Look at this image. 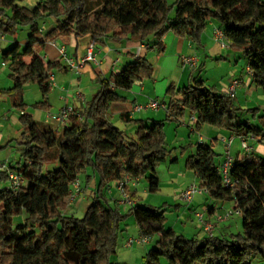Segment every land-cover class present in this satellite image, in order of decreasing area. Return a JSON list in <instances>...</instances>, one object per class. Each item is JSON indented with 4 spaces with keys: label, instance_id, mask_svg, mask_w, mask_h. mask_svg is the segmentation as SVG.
Segmentation results:
<instances>
[{
    "label": "trees",
    "instance_id": "obj_1",
    "mask_svg": "<svg viewBox=\"0 0 264 264\" xmlns=\"http://www.w3.org/2000/svg\"><path fill=\"white\" fill-rule=\"evenodd\" d=\"M21 1L0 0V35L15 36L21 26L29 27L23 45L15 41L0 54L12 80L5 92L20 111L19 160L8 168L23 178L13 190L2 187L9 181L7 173L0 172V264H125L110 258L116 251L120 222L129 215L140 236L148 241L156 236L140 264H158L160 258L168 264H252L256 256L264 260V155L249 151L233 158L229 174L237 182L226 186L216 161V139L187 145L194 150L186 156L185 168L193 172L199 187L212 200L233 202V209L241 214L242 231L228 238H187L177 233L165 225L164 206L140 205L127 186L133 204L120 213L105 192L128 175L143 179L147 190L156 193L160 184L156 170L171 152L164 122H178L186 114L195 115L197 132L207 124L244 139L252 135L264 146V105L251 109L253 121L263 109L260 123L252 122L236 97L207 85L191 71L186 85L166 89L165 120H126L136 126L128 136L110 121L109 104L123 100L121 92L131 90L136 82L152 79L153 66L146 56H136L107 77L97 75L98 90L60 130L24 112L23 103V87L36 83L43 99L35 106L49 110L48 78L61 65L43 66L37 53L58 37L89 35L93 45L105 38L120 42L133 36L142 41L151 38L162 54L167 33L202 47L211 19L217 20L228 47L246 57L264 100V0H174L171 5L168 0H39L32 7ZM46 17L55 18V24L44 31L39 21ZM88 169L98 177L91 201L82 217L66 214L73 184ZM23 213L24 222L14 224L13 218Z\"/></svg>",
    "mask_w": 264,
    "mask_h": 264
},
{
    "label": "crops",
    "instance_id": "obj_2",
    "mask_svg": "<svg viewBox=\"0 0 264 264\" xmlns=\"http://www.w3.org/2000/svg\"><path fill=\"white\" fill-rule=\"evenodd\" d=\"M47 20L48 25L45 24V26L41 27V29L44 31L53 27L55 24L54 18H49ZM214 27H217V25L212 26V28H209L207 25L202 35L203 46L201 48L205 53L206 51L211 53L212 50H217L216 44L212 42V31ZM164 42L166 47H169L168 51L165 50L164 53L158 54L151 38H149V40L147 41H142L139 37L133 36L130 39L122 42L110 38H105L101 43L94 44V54L97 63L87 62L81 69V72L76 75H74L65 67L64 62L59 56L58 48L60 46H63L68 56L78 60L85 56L87 45L90 43V36H61L56 38L52 42L45 43L44 47L37 53V56L42 61L41 63L43 64V66H45L49 62L59 63L61 65L59 69L53 70L55 86L52 87L51 92H49L48 102L50 101L52 103V108L56 109V111L66 104H69L77 112H81L90 95L94 94L99 88V85L95 80L97 75H100L102 78L107 77L110 73L120 70L128 62L133 61L136 56H146L153 66L152 79L136 82L131 90L121 92V94L124 96V99L121 101L110 102L108 117L114 125H122V122H126V120L131 119H142L147 123H149L150 120H165L166 111L163 108L158 110L146 109L140 112H136L133 111L134 106L136 104H144L149 99H157L161 102H167L165 91L168 86L173 85L174 87L179 88L186 85L190 77V71L188 72L187 69L189 68L190 70L199 66L197 63L193 67H188V65L182 63L181 56L195 55L197 57H200V55L199 50L195 47L194 43L190 39L179 38L174 36L172 33H167L164 37ZM24 43L25 40H23L19 44L23 45ZM208 43L209 46L206 50V46ZM1 50L2 49L0 42V54ZM219 50H221L220 47ZM231 50L234 51V54L229 53ZM227 52L228 53H226L225 56L219 54L218 59H220V61L218 63L223 64L224 60H227L230 64L238 63L237 61L239 59V51L235 48L230 47V49L228 48ZM200 58H198V62ZM233 79H239L241 81V84L239 85V87H237L235 93V97L237 98L238 103H241L238 92H241V94L243 93L244 100L246 101L245 104L242 103V105L251 103L252 95L254 94V92L259 93L260 89L253 81L251 75L247 72V66L246 75H243V72L241 71L238 72L237 67H232L231 69H229L228 78L227 80H221L219 89L225 90ZM77 93H79L80 95L78 96ZM61 95L66 96L62 98V100L65 99V102L59 98ZM260 101L264 103V100L260 99ZM189 116V114H186L184 118L188 119ZM115 119L117 120L115 121ZM165 122H167L168 128L173 127L174 123L176 124L173 132V141L175 142L173 143H176L178 141L183 142L188 139L190 144L195 145L199 140L208 142L210 139L208 138V136L213 134V139L217 140V144H220V148L223 149L222 151L224 153V143L222 142L221 137H232V141L230 144V154L233 158L241 157L239 147H233L235 142H239L238 139H240V137L238 136H235L236 139H234V135H230L229 133L224 134L216 127L207 124L203 125L200 131L197 132L191 127L180 125L178 122ZM128 124V130L125 129L124 126L125 130L123 131L125 133L129 131L128 135H133L136 126L132 123ZM3 139L4 136L0 134V148L2 147L1 143ZM253 142L255 150H260L262 153L261 155L263 156L264 146L259 144L255 139H253ZM193 150L194 146H189L187 152L190 154ZM173 153L175 155V153L177 152L175 151ZM185 155L186 152L184 151L181 152V155L179 157H171H175L176 160L174 162L177 163L176 165L180 164L182 168L178 173H176L175 169H173L176 165H170L166 161L163 162V164L156 170V174L158 176L160 184L159 190L154 193V195L161 194L164 187H166V189H168L169 195H167V198H164L165 200L163 201V204L174 206L177 211L176 223L169 225V223L166 222L165 225L167 227H170L173 230L180 231V233L185 235L186 237L191 235V237L203 238L205 237V233L199 227L197 221H195V223L190 222V216L194 217L196 220L195 213L198 211H202L205 213V217L207 219L209 218L210 220H212L213 215L216 212H225L228 209H233V202H222L209 199L207 193L203 191L202 193L195 194L189 203L182 205L181 202L183 201L179 199L180 192L184 190L189 184L197 183L193 172L185 168V162L183 160ZM218 155L219 156L216 158V161L219 164L222 161L224 155ZM10 159H12V154H0V160L5 161L8 164L10 163ZM170 162L172 163L171 160ZM97 182V175H93L92 171L88 169L86 171V174L82 175L79 178L81 187L79 196H70L67 198V207L65 213L72 214L78 218L82 217L91 201V197L93 196V193L96 189ZM1 185L2 187H4L8 186L9 184L8 182H6L5 184ZM113 186L114 183H112L108 189H112ZM127 188L130 193H135V195L137 196L136 202H140L141 200H143V198L140 196V193L142 192L146 194L145 201L152 198L150 197L152 195L148 194L150 192L147 190L146 182H143V179H139L137 183L128 182ZM112 193L113 191L111 190V194ZM155 199L156 197H154V199H151L150 203H152L151 201H154ZM149 205L155 206V204ZM183 206H185L186 208H183ZM182 218L184 219L182 225H178L177 222ZM240 227L242 228V217L240 213L235 212L226 220L216 224L214 235L228 238L232 234L240 233L242 231L240 230ZM147 248V243L137 245L133 251V253L136 255L134 260H137L138 257L142 258L148 250Z\"/></svg>",
    "mask_w": 264,
    "mask_h": 264
},
{
    "label": "rangeland",
    "instance_id": "obj_3",
    "mask_svg": "<svg viewBox=\"0 0 264 264\" xmlns=\"http://www.w3.org/2000/svg\"><path fill=\"white\" fill-rule=\"evenodd\" d=\"M39 0H22L20 2L21 5L24 6H29L32 7L34 6ZM174 0H168V3L171 5L173 3ZM174 8H172L170 15L173 16L174 15ZM49 18H53V17H46L45 19H42L39 21V24L41 27L48 25V20ZM55 19V18H54ZM208 27L212 28V26L217 25L218 26V22L216 19H211L208 22ZM29 33V27L28 26H21L17 33L15 34V36H6V39L4 41H0L1 42V49H7L13 42H22L23 40L26 39L27 35ZM213 39V38H212ZM213 43L216 44V51H211L206 53L203 51V49L201 47H196L199 50V55L200 58L199 62H198V67L194 68V69H187L188 72L193 71V75H200L206 82L207 85L210 86H215L216 88H220V84H221V80H227L228 78V72L229 69H231L232 67H237V71L238 72H243V75H246V66H247V59L245 56H243L242 52L239 51V59H238V63L236 64H230L227 60L223 61V64L218 63L220 61V59H218L219 54L225 56L228 50V48L224 49L221 47L220 42H217L213 39L212 41ZM209 43L206 46V50L208 49ZM219 47L221 48V50H219ZM169 47H166V51H168ZM230 49V47H229ZM229 53L234 54V51L231 50ZM27 61L30 60V58L26 59ZM2 62V58L0 55V134H2L4 136V139L2 140L1 143V148H0V154H12V159H10V163L13 165H16V162L19 160V140L21 138V127H20V121H19V116H20V111L17 107H15L12 104V100L11 98L8 96V94L5 92L6 89L10 88L12 86V80L9 77V69L8 66L6 65L5 67H3L1 65ZM189 67V66H188ZM74 74V73H73ZM76 75V74H74ZM190 75V74H189ZM189 82V81H188ZM23 90V103L25 105V109L24 112L31 114L32 117L35 120H38L40 122H45L50 124L53 128H58L56 123L54 122H46L45 121V116L47 114V112H55L56 109L52 108V103L49 101L50 104V108L47 111V109H41L35 106L36 102L42 101L43 97L40 93L39 87L36 83H27L24 87ZM260 89V88H259ZM52 90V88H51ZM51 92V91H50ZM166 92V91H165ZM261 90H259V93L254 92V94L252 95V102L251 103H247V105H242V103L245 104V100L243 97V93L241 94V92H238L239 94V98H240V106L243 109V113L245 118H250L252 120V122H256V123H260L258 117L263 113V109L261 110V112H256V118L257 121H253V112L251 111L252 108L255 107H259L262 108L264 103H262L261 100H263V97L260 94ZM91 96V95H90ZM63 97H66L65 95H61L59 98L62 100ZM90 98V97H89ZM248 98V97H247ZM65 99H63L62 101H64ZM168 100V98H167ZM65 102V101H64ZM69 105V104H67ZM42 113V115H41ZM117 119H115L116 121ZM128 123L126 122H122V125H115L118 128H120L121 130H125L128 127ZM175 123L173 124V127H169L168 128V124L167 122H165L164 124V132H165V136H166V145L168 147V149L171 151L169 154L168 159L166 160L167 163H169L170 165H176V162H170V158L173 156H177L179 157L181 155V152L184 148L187 147L189 141L188 139H186L183 142H176L173 143L175 141L174 140V127H175ZM125 126V129H124ZM185 127V126H184ZM128 130V129H127ZM127 132V131H126ZM129 132V131H128ZM126 133L127 135L129 133ZM222 132L224 134L228 133L225 130H222ZM133 133V131H132ZM129 136V135H128ZM234 139H236L235 136H233ZM252 135L248 138H246V144L247 146L250 148V152H253L255 154L261 155V151L260 150H255L254 147V142L253 139L251 138ZM209 141L212 140L213 134L208 136ZM239 142L237 140V142L234 143V146L239 147L240 149V156H243L245 154H247L248 152L244 150L243 147H241V140L238 139ZM216 141V142H215ZM214 151L216 152V154H224L223 153V149L220 148V144H217V140H214ZM241 147V148H240ZM187 149H185L186 155L184 156V162H185V158L186 156L189 154L187 152ZM177 152L174 153L173 152ZM6 158V157H3ZM183 163V162H182ZM181 163V164H182ZM163 163H161L158 168L162 165ZM52 166V165H51ZM157 168V169H158ZM173 169H175V172L178 173L180 171L181 166L176 165ZM143 182H145L143 180ZM81 188V187H80ZM111 190L113 191V193L111 194ZM106 196L107 198L110 200V204L112 207L117 208L118 211L120 213H125L127 211V209L129 208L128 206H125L124 204H120L118 203V199L120 198V194L118 192V190L113 186L112 189H106ZM80 194V193H79ZM79 194L77 196H79ZM152 196L151 199H154V197H156V199L154 201H151L152 203H150V200L145 201V197L146 194L144 192L140 193V196L143 198V200H141L139 203L140 205H149V204H155L156 207L158 206H164L165 207V212H164V217L166 219V222L170 224H175L176 223V215H177V211L174 208V206H169V205H165L163 204V201L165 200L164 198H167V195H169L168 189H166V187H164V189L162 190L161 194H156L154 195V193H148ZM160 195V196H158ZM76 197V196H75ZM210 199V198H209ZM156 202V203H154ZM182 205L186 204L185 202H181ZM185 206H183L184 208ZM182 208V209H183ZM186 208V207H185ZM25 213H23L20 216H16L13 218V223L14 224H18V223H22L24 222V218H25ZM190 222L195 223V218L190 216ZM184 221V219L182 218L181 220H179L177 222L178 225H182V222ZM240 230H242V228L240 227ZM177 233H180V231L175 230ZM140 237L139 234V230L138 227L135 223V219L132 215H129L128 217H126L125 219H123L120 222V226L118 228L117 231V240H116V251L114 254L111 255L110 261L115 262V263H125V264H140L142 261V258L138 257L137 260H134V258L136 257V255L133 253L135 247L137 245H142V244H137L134 243L132 246H127L126 242L129 238H138ZM187 238H191V235L188 236ZM156 236L154 237H150L149 241H147L148 244V248L150 249L155 242ZM158 264H168V262L166 261L165 258H160L159 263ZM252 264H264V260L258 256H256L253 261Z\"/></svg>",
    "mask_w": 264,
    "mask_h": 264
},
{
    "label": "built area",
    "instance_id": "obj_4",
    "mask_svg": "<svg viewBox=\"0 0 264 264\" xmlns=\"http://www.w3.org/2000/svg\"><path fill=\"white\" fill-rule=\"evenodd\" d=\"M212 38L220 42L221 47L226 49L229 48L228 44L225 41V37L223 34V31L220 27H214L212 31ZM6 39L5 35H0V41H4ZM58 53L62 61L64 62L65 67L72 73L74 74H79L81 72V69L84 67V65L87 62H95L97 63L95 54H94V45L89 43L86 48V54L80 59H74L70 56L67 55L66 50L63 46H60L58 48ZM181 61L183 64L188 65V66H195L198 63V57L195 55L192 56H181ZM2 66H5V64L2 62ZM247 72L251 75V72L247 68ZM49 84L51 87L55 86V81H54V74H50L48 78ZM241 84V81L239 79H233L231 83L227 86L226 91L231 97H235L236 89L239 87ZM79 96L80 94L77 93ZM64 98V97H63ZM161 108H165V105L163 102L158 101L157 99H149L146 103L144 104H136L134 106L133 111L140 112L142 110L146 109H151V110H158ZM76 110L70 106V105H65L58 109L55 112H47L45 116V121L46 122H54L57 124L59 127L56 128L58 130L62 129L65 125L68 124L69 122V116L72 113H75ZM78 114V112H76ZM79 118H82L79 115ZM196 121L195 115H190L188 119L182 118L178 121L180 125H186L188 127L193 128V125ZM241 139V147L244 148L245 151L249 152L250 148L246 144V140L242 137ZM222 142L224 143V156L222 161L219 163V171L222 176V180L224 185L226 186H232L235 184L237 181H233L230 177L229 170L231 168V164L233 161V157L230 154V144L232 141V137L229 138H223L221 137ZM201 141V140H199ZM0 172L7 173L8 176V181H9V187L13 190L18 189V187L23 183V178L21 175L12 169L8 168V163L5 161L0 160ZM138 178H131L128 175H124L121 179L117 180L114 182V187L118 190L120 194V198L117 200L118 203L124 204L125 206L130 207L133 204V201L130 198L129 191L126 190V186L128 182H138ZM80 183L79 180H76V182L73 184V193L72 196H77L80 193ZM203 190L199 187L198 183H192L189 184L184 190H182L179 194V199L185 203H189L193 196L197 193H202ZM239 213L238 211L234 209H228L223 213H215L212 220H209L205 217V213L202 211H198L195 213L196 221L197 224L199 225L200 228L204 231L206 236H213L214 235V229L217 223H220L227 218H229L233 213ZM148 241L147 237L140 236L138 238H129L126 242L127 246H132L134 243L137 244H146Z\"/></svg>",
    "mask_w": 264,
    "mask_h": 264
}]
</instances>
